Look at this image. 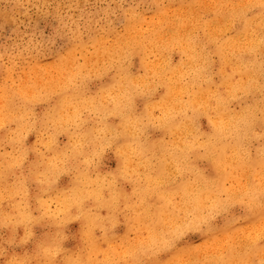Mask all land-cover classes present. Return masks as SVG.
Instances as JSON below:
<instances>
[{
  "label": "bare ground",
  "instance_id": "6f19581e",
  "mask_svg": "<svg viewBox=\"0 0 264 264\" xmlns=\"http://www.w3.org/2000/svg\"><path fill=\"white\" fill-rule=\"evenodd\" d=\"M88 1L0 78V264H264V0H129L106 36Z\"/></svg>",
  "mask_w": 264,
  "mask_h": 264
},
{
  "label": "rangeland",
  "instance_id": "374dc122",
  "mask_svg": "<svg viewBox=\"0 0 264 264\" xmlns=\"http://www.w3.org/2000/svg\"><path fill=\"white\" fill-rule=\"evenodd\" d=\"M61 4H64L66 0H58ZM53 0L51 5L42 3L39 4L37 0H18V6L13 10V16L16 20L17 28L10 25L8 22L0 24V58L1 63L6 67H11L12 62L16 64L15 74L13 78L1 75V80H7L9 86L14 88L28 87L25 81L27 78L21 74V72L28 66H33L36 62V57L43 63H49L56 66L59 57L63 54V43L61 33L67 30V26L54 16H49L54 8ZM135 3L134 1H132ZM5 1L0 0V14L1 8L5 5ZM129 0H89L85 6V14L87 18L95 17V25L93 28L106 36L107 20L111 19L114 25L121 30L122 25V10L127 7ZM61 17L66 20L63 11L60 12ZM139 14L149 15V10L141 5ZM80 16V12L77 10L70 11L68 18L77 21ZM83 24V22H80ZM90 20L85 21L84 24H89ZM145 25V23H144ZM109 31V29H108ZM86 39L85 37H83ZM80 59V56H78ZM157 54H150L149 60H156ZM57 69L50 73L47 72L45 78L56 79L58 76ZM10 88V89H11ZM10 89L8 92H10ZM29 93L31 89H27ZM4 91L1 90L0 94ZM36 93L31 95L40 94V99L35 101L38 108H46V104L49 103L47 98L40 92H44V89H36ZM49 98V95H48ZM4 110L0 107V113ZM107 168H112V163L106 164ZM134 236L131 235V239Z\"/></svg>",
  "mask_w": 264,
  "mask_h": 264
}]
</instances>
